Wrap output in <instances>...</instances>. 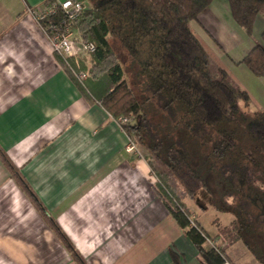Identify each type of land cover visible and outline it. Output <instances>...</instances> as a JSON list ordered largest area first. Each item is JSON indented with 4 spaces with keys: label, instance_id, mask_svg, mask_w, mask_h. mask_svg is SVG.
Returning a JSON list of instances; mask_svg holds the SVG:
<instances>
[{
    "label": "crops",
    "instance_id": "1",
    "mask_svg": "<svg viewBox=\"0 0 264 264\" xmlns=\"http://www.w3.org/2000/svg\"><path fill=\"white\" fill-rule=\"evenodd\" d=\"M44 1L0 0V148L86 264H204L155 193L146 160L130 155L129 136L80 90L29 13ZM214 1L195 20L212 53L191 29L214 67L226 70L251 101L257 89V108L264 110V78L237 63L252 47L232 57L245 34ZM22 210L0 208L7 264H77L50 227L38 223L36 209ZM215 242L205 247H222L229 262L260 263L246 246ZM237 250L251 260L239 259Z\"/></svg>",
    "mask_w": 264,
    "mask_h": 264
},
{
    "label": "trees",
    "instance_id": "2",
    "mask_svg": "<svg viewBox=\"0 0 264 264\" xmlns=\"http://www.w3.org/2000/svg\"><path fill=\"white\" fill-rule=\"evenodd\" d=\"M86 1L89 5L75 28L83 41L96 44V50L80 63L87 73L82 82L57 55L66 72L113 118L134 115L122 129L141 147L143 158L154 171L155 193L203 263L222 264L229 262L225 250L218 245L205 247L211 236L192 218L185 202L208 186L190 161L196 137L201 135L202 148L208 153L203 162L212 163L217 169L216 185L226 190L224 196L233 198L231 212L238 237L264 264V110L250 111V94L236 85L226 70L214 67L191 29V20L213 0ZM227 1L234 22L251 36L264 0ZM109 36L125 50L126 66L135 70L141 86L128 83ZM261 41L237 63L264 78V31ZM153 101L165 114L161 113L167 124L165 132L153 122L151 110H145ZM211 132L216 133L213 140ZM0 159L77 264H86L2 148Z\"/></svg>",
    "mask_w": 264,
    "mask_h": 264
},
{
    "label": "rangeland",
    "instance_id": "3",
    "mask_svg": "<svg viewBox=\"0 0 264 264\" xmlns=\"http://www.w3.org/2000/svg\"><path fill=\"white\" fill-rule=\"evenodd\" d=\"M214 2H215L214 3L215 6H218V8L221 7L220 9H223V7H225L224 8V14H225L226 18L227 17H229L230 19L232 18V17H230L229 6H228L227 0H215ZM88 5H89L88 1H86V6H88ZM195 20H191V22H190L191 28L196 31L197 37H199L201 39V41H203L206 48L212 53L210 45L207 42H204V41H206L204 39L205 36L199 30V25ZM231 21L235 26L239 27L245 34L244 41H242L241 45H238L235 48V50L233 52H231L232 57L236 56L237 53H240V52H243L247 49H250L254 45L262 42L261 41V33L264 31V9L260 12L259 17L257 18V20L255 22V25L253 27V33L251 36L247 35L245 30L242 27H240L239 25H237L233 19H231ZM109 40L111 42L113 49L118 54L119 59H120L121 63L123 64V67L126 70V79H127L128 83L131 86L133 85L134 87H135V85L141 86L140 81H138V79L135 76V72H134L135 70L129 66H126L127 65L126 58H128V57H127L125 50L120 45L119 41L116 38L111 37V36H109ZM215 50L218 51L216 47H215ZM88 56L89 55L85 56L84 59L87 60ZM233 82L236 85H239L234 80H233ZM134 83H136V84H134ZM239 86L241 87V85H239ZM256 90L254 92V98L255 99L253 98L251 101L250 111L257 110L258 109L257 108L258 103L259 102L261 103V101H260L261 97L258 94H256ZM253 91H254V88H253ZM153 109H156V111H158V113H156V111H154ZM145 110H151L148 112L151 115L153 122L156 125L159 124L158 127L160 128L161 133L165 132L164 127L167 128V124H166L165 120L163 119L161 113L163 115H165V114L162 110H160L156 101H153V102L147 104L145 107ZM126 116L131 117V119L133 120V117H134L133 114L126 115ZM167 131H168V129H167ZM215 135H216L215 132L210 133L211 140L216 138ZM129 139H131V138H129ZM206 139H208V137ZM132 141L136 146V150L130 152V155H133L136 158H143V154H144L143 150L141 149V147H139V145L137 144V142L135 140H132ZM202 141L203 140H202L201 135L196 137V142H195V146H194L195 152H193V150H192L191 156H190V161H191L192 165L194 166V168L201 175H203L205 177L208 186L206 188L199 189L193 198H186L185 202H186L189 210L190 209L194 210L193 212L195 214V218L197 217L198 221H203V225L205 226V228L209 232H212V230H213V232L216 233V235H210L211 240H207V242H210V245H213L216 237H218V239L220 240L219 244L226 243L229 245L228 246L229 249L232 246L233 247L236 246L238 248H243L245 246V244L243 242V238L239 239L237 229L234 228L235 217H234V214L231 212L232 211L231 204L233 203V198L230 196H224L223 192L226 190H224L222 187H218L216 185V183H217L216 182L217 181L216 180L217 179V177H216L217 176V169L214 166H212L211 162H208V161L206 163L203 162V161H206V156L208 155V153H207V149L202 148L203 147ZM151 171L153 172V174L152 173L151 174H152V181L154 183V182H156V178H155L154 171L152 169H151ZM20 193H22L24 197H22L21 199H19V197L16 198V195L17 194L19 195ZM1 195H4V200L0 201V208L1 207L10 208L11 205L13 206V204H19V205H21V208L23 210H25L27 208H34L37 210L36 206L31 202V200L29 199L27 194L18 185L16 180L13 177H11L8 169L5 167V165L2 163V161L0 159V200H1ZM20 196H22V195H20ZM15 198H16V200H15ZM23 210H22V212H24ZM38 213H39V211H38ZM191 215H192V212H191ZM192 218L195 219L194 217H192ZM6 219L7 218L0 216V223H1V221L5 222ZM36 219L38 220L39 224H47L46 221L41 216V214H40L39 219L38 218H36ZM248 254H250V253L249 252L246 253L243 250H237L236 251L237 257L239 259L243 260L244 262H248L249 260H251V259H249ZM0 264H7L3 260L2 254H0ZM256 264H260V263H256Z\"/></svg>",
    "mask_w": 264,
    "mask_h": 264
},
{
    "label": "built area",
    "instance_id": "4",
    "mask_svg": "<svg viewBox=\"0 0 264 264\" xmlns=\"http://www.w3.org/2000/svg\"><path fill=\"white\" fill-rule=\"evenodd\" d=\"M87 8L86 0H55L50 4L41 3L29 8V13L47 36L56 55L60 56L71 73L79 81L87 78V73L80 68L85 56L96 50L93 41H83L75 23ZM121 126L131 122V117L119 116L114 118ZM136 150L129 139L127 151ZM222 264H230L224 261Z\"/></svg>",
    "mask_w": 264,
    "mask_h": 264
}]
</instances>
